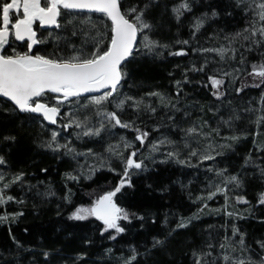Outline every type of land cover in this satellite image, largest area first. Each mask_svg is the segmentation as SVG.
I'll list each match as a JSON object with an SVG mask.
<instances>
[{"label": "trees", "instance_id": "1", "mask_svg": "<svg viewBox=\"0 0 264 264\" xmlns=\"http://www.w3.org/2000/svg\"><path fill=\"white\" fill-rule=\"evenodd\" d=\"M120 4L145 28L102 109L122 125L111 135L94 134L89 97L48 93L55 121L0 98V264H264V0ZM36 29L34 54L60 63L112 41L99 13L61 10L57 28ZM91 156L108 161L92 170ZM109 192L116 230L74 216Z\"/></svg>", "mask_w": 264, "mask_h": 264}, {"label": "water", "instance_id": "2", "mask_svg": "<svg viewBox=\"0 0 264 264\" xmlns=\"http://www.w3.org/2000/svg\"><path fill=\"white\" fill-rule=\"evenodd\" d=\"M13 0L5 8L0 29V98L9 101L18 111L29 112L49 118L53 107L39 101L45 93L62 98L63 102L116 93L123 81V66L132 57L138 41L139 29L128 19L121 8L120 0ZM20 6L27 10L24 18L13 24L10 11ZM61 10L99 13L112 25V41L108 50L92 61L85 63H60L34 54L39 43L36 24L41 30L57 28ZM11 38L18 43H28L27 57H6L3 52ZM115 123L121 127L118 116L112 113ZM115 192L106 193L94 205L93 214L103 220L114 204Z\"/></svg>", "mask_w": 264, "mask_h": 264}, {"label": "rangeland", "instance_id": "3", "mask_svg": "<svg viewBox=\"0 0 264 264\" xmlns=\"http://www.w3.org/2000/svg\"><path fill=\"white\" fill-rule=\"evenodd\" d=\"M10 1H13V0H10ZM8 3H6L5 5H3V7H2V17L0 19V22H1L0 29H1L2 24H3V14L5 12V8H6V5ZM42 5L45 6V7H48V5H49L48 0H42ZM26 13H27V10L24 9L23 6H20V8L18 9V11H15V10L10 11V20H11V26H10V28L12 29L13 24H15L19 19L24 18V16L26 15ZM134 22H135V24H136V26L138 27L139 30H143L145 28V25L142 22L140 16H136L134 18ZM16 44H18V43L15 42L12 39L11 42H10V44L6 47V49L3 52L4 56H6V57H27V54L20 55L18 53L19 51H18V48L15 46ZM10 48H11V54H8L7 55L6 54V50L7 49H10ZM47 94L48 93L43 94L41 96V98L36 99L35 101L32 102V104H35V103H37L39 101H42V102H44V103H46L47 105L50 106V104L47 103V101L44 99V97ZM111 96H112V94L110 93V91H108V92L102 93L100 95H95V96H91V97L88 98L89 99L88 100V105H90L91 107H93V108H95V109L98 110L99 119L101 120V122L99 121L100 124L98 123V125H99L98 128L93 129L94 134H96L100 130V127H103V128L107 127L105 129V131H107V135H111V133H112L111 132V126H114L112 114L110 112H105L104 110H102L105 107V102ZM59 111H60L59 109L53 108V111H52V114L50 116V119H52L53 121H55V119L57 118V114L59 113ZM76 153L77 152H75V157H82V158L88 157V153H86V154L85 153H77L76 154ZM110 153H112V155L109 157V159H111V160H113L114 158H118V156H119V153H117V150L116 149L112 150ZM101 159L102 158H100L99 156H91V158L90 157L87 158V160L88 161L90 160V163H91L89 165L90 168L93 170V169H95L97 167L104 166V163H107L106 161H108V160L105 159V158H103L102 160ZM97 161H101V162H97ZM92 170H90V171H92ZM4 173H5V170L3 168H1V166H0V202H4L9 197L8 195H5L4 192H2L3 191V188L9 186L8 181L6 179H4V175H3ZM12 182H13V180H12ZM235 199H236V204H241L242 205V204H245L247 202L241 196H237V198H235ZM97 202H95L94 204H89L87 206H80L77 209V211L74 213V216H76L78 218H83V219L94 217L93 208H94V205ZM121 216H122L121 215V212L119 211V209L117 208V206L115 204H113L110 207V210H109L108 215L103 220H100V222L103 224V226H104V228L106 230H116L117 229V223L120 220ZM236 258L238 259V261H241L243 259L242 255L241 256L238 255V256H236Z\"/></svg>", "mask_w": 264, "mask_h": 264}, {"label": "flooded vegetation", "instance_id": "4", "mask_svg": "<svg viewBox=\"0 0 264 264\" xmlns=\"http://www.w3.org/2000/svg\"><path fill=\"white\" fill-rule=\"evenodd\" d=\"M41 3H42V0H41ZM38 26V28H39V25L38 24H36V26H35V28ZM40 29V28H39ZM37 30V29H36ZM41 30V29H40ZM13 38H11V40H12ZM11 40H10V42H11ZM14 40V39H13ZM15 41V40H14ZM16 42V41H15ZM18 43V42H17ZM23 43H27V42H23ZM10 44V43H9ZM20 44V43H19ZM28 44V43H27Z\"/></svg>", "mask_w": 264, "mask_h": 264}]
</instances>
